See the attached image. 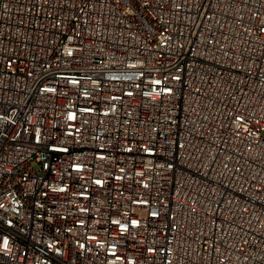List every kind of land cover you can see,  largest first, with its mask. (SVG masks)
Returning <instances> with one entry per match:
<instances>
[{"label":"built area","instance_id":"1","mask_svg":"<svg viewBox=\"0 0 264 264\" xmlns=\"http://www.w3.org/2000/svg\"><path fill=\"white\" fill-rule=\"evenodd\" d=\"M0 264H264V0H0Z\"/></svg>","mask_w":264,"mask_h":264}]
</instances>
